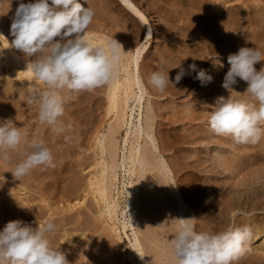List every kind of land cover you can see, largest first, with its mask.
Returning a JSON list of instances; mask_svg holds the SVG:
<instances>
[{
    "label": "bare ground",
    "instance_id": "1",
    "mask_svg": "<svg viewBox=\"0 0 264 264\" xmlns=\"http://www.w3.org/2000/svg\"><path fill=\"white\" fill-rule=\"evenodd\" d=\"M29 2L34 0H23ZM80 2L95 13L85 38L94 46L112 39L123 46L119 76L99 87L102 93L96 97L76 92L70 101L72 93L66 90L67 112L61 120L71 129L62 136L47 135L49 125L37 119L33 128L36 105L27 103L26 92V136L51 149L55 167H37L19 178L26 177L21 186L11 175L21 154L0 160V178L11 177L0 179V230L18 217L33 227L51 220L57 230L48 238L69 264H175L168 242L178 224L171 220L191 218L186 197L201 231L251 228L247 251L233 264H264V135L257 144H236L211 132L207 122L208 106L230 95L221 87L230 67L228 55L255 47L264 60V0ZM20 3L0 0L3 91L11 88L10 75L27 90L44 88L26 71L35 57L11 46L10 28ZM190 64L203 67L213 82L201 86L192 72L176 83L180 67L187 71ZM158 69L169 72L162 93L148 83ZM246 88L238 80L232 97L257 104L250 94L240 95ZM9 119L18 121L13 114ZM186 144L193 147L182 152L183 164L172 170L164 153ZM22 197L23 213L15 204ZM120 249L125 250L123 260Z\"/></svg>",
    "mask_w": 264,
    "mask_h": 264
},
{
    "label": "clouds",
    "instance_id": "2",
    "mask_svg": "<svg viewBox=\"0 0 264 264\" xmlns=\"http://www.w3.org/2000/svg\"><path fill=\"white\" fill-rule=\"evenodd\" d=\"M94 15L80 0H34L27 4L21 0L11 24L14 37L11 46L27 57H35L27 64L26 71L44 85L43 89H31L27 103L37 106L38 121L51 126L57 134L71 129V124L66 126L60 119L65 112L63 91H92L119 76L123 46L115 39L106 45L94 46L85 38ZM45 51L46 55L35 56ZM261 61H264L262 54L255 47H240L228 55L230 67L221 87L230 95L220 96L214 106H208L211 111L207 113V122L215 135L231 137L236 144H257L264 135L261 127L264 125V65L259 70L254 67ZM192 72L201 86L213 82V77L203 69L198 70L196 64H190L187 71L180 67L175 82L179 83ZM168 73L155 70L148 83L162 93L170 83ZM238 80L245 82L247 88L243 94L237 93L250 94L257 104L232 97ZM70 139L65 136V141ZM12 152H19L23 157L11 172L16 180L37 167H55L51 149L43 141L29 139L8 119L0 121V160L10 161ZM196 220L195 217L171 220L178 224L168 242L175 264H233L247 251L245 245L252 235L248 225H229L219 232L197 231ZM56 230L51 220L36 227L21 220L7 222L0 230V264H69L65 253L53 248L48 238Z\"/></svg>",
    "mask_w": 264,
    "mask_h": 264
},
{
    "label": "rangeland",
    "instance_id": "3",
    "mask_svg": "<svg viewBox=\"0 0 264 264\" xmlns=\"http://www.w3.org/2000/svg\"><path fill=\"white\" fill-rule=\"evenodd\" d=\"M157 43H158V40L156 39L155 45H157ZM210 60H212V59H210ZM9 77H10V81L12 83L11 84V88L9 89V91L0 90V104H1L0 116H3L0 119L8 120L10 118V116L13 114L15 116V118H16L15 120H18L17 122H14V120H13L14 124L18 125L19 128L22 129V132L24 134H26V130H27V127H26V105H27V103H26V92H28L27 95L29 96L30 90H27L26 87H22L21 85H19V83L17 82L16 78H14L13 76L10 75ZM89 92H90V95L92 97H96L98 95H101V93H102L101 91H99L98 88H96V89H94L92 91H89ZM65 94H66V90L61 93L64 103L67 100ZM69 100L70 101H74L75 100V97H74L73 93L71 94V97H70ZM37 111H38V109H37V106H36L35 109H34L35 120H33L32 123H31V125L33 126L34 129L37 127V122H38L37 121L38 120L37 119ZM66 112L67 111H65V113ZM64 116H65V114L60 119H63ZM27 134H28V131H27ZM46 134L47 135H49V134H53L54 135V134H57V133L53 132L51 130V126H49L47 128V133ZM59 136H62V133L59 134ZM192 147H193V145L186 144L185 146H183V149H180V150H177V151L173 150L171 152L164 153V157L163 158L167 161L168 165L173 170L174 169L173 165H180L182 163V152L185 149L192 148ZM185 163L186 162H184V164ZM253 168H257V167H253ZM261 168H264V166H261ZM11 175H12V173H11ZM178 177L179 176H176V181H178ZM10 178H11L10 176L2 175V177L0 179L8 181V180H10ZM233 181L235 182L237 180H233ZM14 182L18 183L21 186H26V177L23 178L22 180H15ZM35 189L37 191L38 187H36ZM184 200L186 201L187 210H188L189 215H191V217L195 216L197 211H195L194 208H192V205L189 203V201H188V199L186 197H184ZM15 204L20 206L21 213H23L22 209L26 207V197H22L21 201L20 202H15ZM16 220H21V219L18 217ZM38 224H41V223H38ZM195 227H196L197 231H201L202 223L200 221H195ZM159 240H160V243H161L160 246H164L162 244L163 241H164L163 238L159 237ZM120 252H121V256H120L121 259L122 260L125 259V254H124L125 250H121L120 249ZM88 264H90V263L88 262Z\"/></svg>",
    "mask_w": 264,
    "mask_h": 264
}]
</instances>
